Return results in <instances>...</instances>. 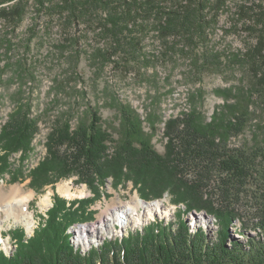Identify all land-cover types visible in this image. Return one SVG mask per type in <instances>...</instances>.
Instances as JSON below:
<instances>
[{"label":"rangeland","instance_id":"obj_1","mask_svg":"<svg viewBox=\"0 0 264 264\" xmlns=\"http://www.w3.org/2000/svg\"><path fill=\"white\" fill-rule=\"evenodd\" d=\"M33 4V1L29 2L24 24L16 31L0 22V139H4L3 127L10 114L21 106L29 110L31 119L38 121L39 127L26 151L8 153L6 168L0 172L2 221L7 213L3 199L11 195L28 197L31 215L30 225L15 223L14 218L3 223L0 249L4 252L17 247L11 232L23 229L28 240L45 223L55 195L69 205L76 200L95 197L79 173L43 190L31 186L32 170L49 157L65 152L55 144L51 146V132L60 126L58 124L66 123L75 128L80 122L89 121L94 109L105 129L120 142L122 138L124 140L121 137L123 130H120L123 127L121 105L130 106L143 122L145 140L164 160L168 143L165 133L171 121L196 112L195 115L201 113L209 122L216 113L222 112L224 106L236 104L241 90L249 89L246 70L232 59L233 54L245 52V42L249 38L241 25L233 27L226 6L218 14V24L207 30L203 38H196L194 44L179 37L167 43L158 37L150 24H146L135 33H127L122 47H118L109 37L102 35V28L99 29L101 10L95 8L79 23L70 24L61 15L39 14ZM195 54H206L215 67L196 68L192 63ZM252 101L253 120L245 131L239 134L231 131L228 137L233 148L254 147L256 134L264 141V129L259 127H264V100L255 96ZM3 154L0 147V156ZM108 156L104 162L112 161L113 149L108 151ZM111 164L116 166L117 163ZM122 173L118 186L114 184L111 172L106 171L101 177L88 174V180L94 184L99 196L95 197L90 209L95 211V219L77 224L70 230L76 244L93 246L106 239L114 240L142 230L157 221L175 225L180 214L192 230L202 228L209 238L217 239L220 230L217 219L197 211L185 212V205H177L169 190L162 198L143 199L141 192L149 193L147 189L152 188L156 174H150L151 177L144 181L135 177L139 169L125 167ZM134 179L141 180L145 186L137 184ZM163 183L156 179L155 190L169 188ZM61 185L72 190L74 197L68 198L61 193ZM248 188L242 191L235 204L239 217L230 228V242L240 241L243 245L247 244L248 238H264L261 229L247 228L245 235L240 232L242 222L255 226L264 219V212L260 211L256 199L260 195L258 182L251 181ZM49 193L51 201L42 205L41 201ZM205 194V198L217 204L222 202L215 186ZM135 198L141 204L138 211L116 224L114 232H109L107 229L113 221L107 222V218L122 212L126 205H133ZM150 204L156 205L152 206L154 209L147 207ZM83 238L86 245L77 241Z\"/></svg>","mask_w":264,"mask_h":264},{"label":"trees","instance_id":"obj_2","mask_svg":"<svg viewBox=\"0 0 264 264\" xmlns=\"http://www.w3.org/2000/svg\"><path fill=\"white\" fill-rule=\"evenodd\" d=\"M30 1L39 14L61 15L70 24L79 23L95 8L101 10L99 29L118 47H122L127 33H135L146 24L167 43L179 37L194 44L196 38H203L207 30L218 24V14L226 6L233 27L241 25L249 38L245 52L232 57L246 70L249 89L241 90L237 103L224 106L209 122L196 112L171 121L165 133L168 143L164 160L145 140L143 122L130 106L121 105L120 130L124 140L120 142L92 109L89 121L80 122L75 128L66 123L55 127L51 146L55 144L65 152L49 157L31 172V186L36 190L79 173L95 197L99 195L88 174L101 177L106 171L111 172L116 186L125 167L139 169L135 177L144 181L156 174L153 180L161 179L169 188L156 191L153 181L152 188L147 189L149 193L141 192L143 199L162 198L169 190L177 205H185V212L197 211L217 219L220 230L215 241L202 228L192 230L180 214L175 225L157 221L121 238L84 247L76 244L70 230L95 219V211L90 209L96 198L69 205L55 195L48 218L30 239L25 238L23 229L10 233L17 247L8 252L0 249V264H264V238H248L246 245L230 242V228L238 216L235 204L253 180L260 186L256 199L264 212V141L256 134L254 147L233 148L228 143L231 131L242 133L253 120L252 98L260 96L264 100L263 0H0V22L13 32L21 28ZM192 63L196 68L215 67L206 54H195ZM31 118L25 106L10 114L3 127L4 139H0L4 152L0 156V172L6 168L8 153L26 151L31 145L39 130L38 121ZM111 149L114 158L104 162ZM134 180L145 186L141 180ZM214 186L222 198L219 204L205 198V192ZM251 227L261 229L264 237V219L255 226L242 222L240 232L245 235L244 230Z\"/></svg>","mask_w":264,"mask_h":264},{"label":"bare ground","instance_id":"obj_3","mask_svg":"<svg viewBox=\"0 0 264 264\" xmlns=\"http://www.w3.org/2000/svg\"><path fill=\"white\" fill-rule=\"evenodd\" d=\"M59 191L63 194H65L68 198H73L74 194L72 193V190L68 188H64L62 185L59 187ZM5 202V208H6V218L5 221L10 220L11 218L15 219V223H24L30 225V219L31 215L29 214V198L28 197H19L16 198V196H7V198L3 199ZM8 200V201H7ZM51 201V193L47 194L46 197L41 201L42 205H48L49 202ZM1 206V205H0ZM141 206L140 202L138 201L137 198L134 199L133 205H126L122 212H116L113 215V218H107V222L113 221V224H109L110 229L109 232H114L113 229H115L116 224H118L122 220H127L129 215L133 212H137L139 207ZM152 206H156L155 204H150L147 207H149L151 210L154 209ZM2 212V209L0 207V213ZM126 215V216H125ZM151 215V214H149ZM126 219H125V217ZM124 218V219H123ZM130 219V218H129ZM150 219V218H149ZM153 220V218L151 219ZM5 221H2L1 216H0V239H2V230H3V223ZM108 227V225L106 226ZM85 238L83 239H77L78 243H83L84 245L87 244V242L84 241ZM90 241V240H89ZM90 243V242H89Z\"/></svg>","mask_w":264,"mask_h":264}]
</instances>
